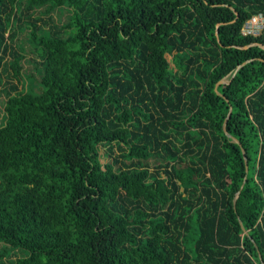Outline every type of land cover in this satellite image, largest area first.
<instances>
[{
  "label": "trees",
  "instance_id": "16d2710c",
  "mask_svg": "<svg viewBox=\"0 0 264 264\" xmlns=\"http://www.w3.org/2000/svg\"><path fill=\"white\" fill-rule=\"evenodd\" d=\"M260 13L0 0V264H264Z\"/></svg>",
  "mask_w": 264,
  "mask_h": 264
},
{
  "label": "built area",
  "instance_id": "2783aa9c",
  "mask_svg": "<svg viewBox=\"0 0 264 264\" xmlns=\"http://www.w3.org/2000/svg\"><path fill=\"white\" fill-rule=\"evenodd\" d=\"M264 32V15L262 13L250 18L242 29L244 35L258 36Z\"/></svg>",
  "mask_w": 264,
  "mask_h": 264
},
{
  "label": "water",
  "instance_id": "95a60500",
  "mask_svg": "<svg viewBox=\"0 0 264 264\" xmlns=\"http://www.w3.org/2000/svg\"><path fill=\"white\" fill-rule=\"evenodd\" d=\"M237 16H238V14H237ZM236 74V72L234 73V75ZM234 75H233V77H234ZM225 83V81L224 80H222V81H220L219 83H218V85L217 86H219L220 84H224ZM216 89H217V87H216ZM217 91V90H216ZM219 95H221V94H219ZM231 111H232V108L230 109V113H231ZM229 113V114H230ZM227 121V120H226ZM226 121H225V124H224V131L227 133V130H226ZM229 136V135H228ZM230 137V136H229ZM236 141V140H235ZM237 143H238V141H236ZM246 164H247V160H246ZM242 224V223H241Z\"/></svg>",
  "mask_w": 264,
  "mask_h": 264
},
{
  "label": "rangeland",
  "instance_id": "374dc122",
  "mask_svg": "<svg viewBox=\"0 0 264 264\" xmlns=\"http://www.w3.org/2000/svg\"><path fill=\"white\" fill-rule=\"evenodd\" d=\"M2 246H3V245L0 244V248H1ZM20 255H22V254H20ZM11 258L14 260L16 257H15V256H12Z\"/></svg>",
  "mask_w": 264,
  "mask_h": 264
}]
</instances>
